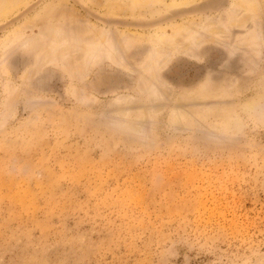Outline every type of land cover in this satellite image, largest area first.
<instances>
[{"label":"rangeland","instance_id":"obj_1","mask_svg":"<svg viewBox=\"0 0 264 264\" xmlns=\"http://www.w3.org/2000/svg\"><path fill=\"white\" fill-rule=\"evenodd\" d=\"M0 264H264V0H0Z\"/></svg>","mask_w":264,"mask_h":264},{"label":"bare ground","instance_id":"obj_2","mask_svg":"<svg viewBox=\"0 0 264 264\" xmlns=\"http://www.w3.org/2000/svg\"><path fill=\"white\" fill-rule=\"evenodd\" d=\"M248 1H250V0H248ZM2 9V8H1Z\"/></svg>","mask_w":264,"mask_h":264}]
</instances>
